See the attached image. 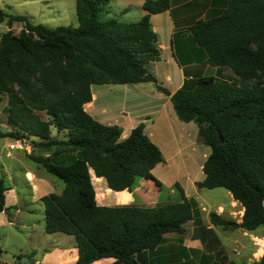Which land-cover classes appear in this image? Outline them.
<instances>
[{
	"label": "trees",
	"instance_id": "trees-1",
	"mask_svg": "<svg viewBox=\"0 0 264 264\" xmlns=\"http://www.w3.org/2000/svg\"><path fill=\"white\" fill-rule=\"evenodd\" d=\"M227 2L221 15L198 20L191 32L209 63L231 68L234 79L204 75L174 93L147 67L161 57L150 17L168 10L171 0H145L147 13L138 21L106 17L110 0H76L78 26L58 27L0 8V22L9 26L0 36V103L8 94L13 125L10 131L0 127V138L30 140L42 152L31 159L64 182L60 193L50 192L41 201L46 232L76 237L75 264L105 257L142 264L139 252L157 248L167 233L184 232L190 220L197 221L194 235L220 255L214 264L228 258L215 231L203 224L197 200L178 182L179 201L97 202L91 172L115 191H131L139 178L155 177L152 168L163 161V153L143 122L122 138V127L94 118L85 109L93 84L157 83L181 120L197 122L200 138L211 148L203 164L205 178L197 186L229 190L245 208L242 228L264 226V0ZM15 21L24 23L20 33L12 29ZM9 189L0 178V213L17 208L6 205ZM211 219L226 228L233 222L217 212ZM228 264H264V253L252 263Z\"/></svg>",
	"mask_w": 264,
	"mask_h": 264
},
{
	"label": "rangeland",
	"instance_id": "rangeland-1",
	"mask_svg": "<svg viewBox=\"0 0 264 264\" xmlns=\"http://www.w3.org/2000/svg\"><path fill=\"white\" fill-rule=\"evenodd\" d=\"M0 8L14 15L28 16L35 23H43L50 27L78 26L76 0H0ZM23 26V22L15 21L12 29L15 33H20ZM8 29L9 26L6 21L0 22V36ZM221 68L225 71L221 70L216 77L228 80L234 79L231 68L227 66ZM211 72V70H208L207 74ZM253 82L250 81V83ZM99 87L101 88L95 105L108 109L113 116L121 117L120 110L124 105L132 108L137 103L136 100L138 99V102H140L143 96L141 90L132 83L114 86L99 85ZM124 92L128 96L123 97ZM161 97L162 95L156 94L151 102H145V104L155 103L160 105L162 104ZM9 103V95L5 94L3 101L0 103V127L2 129H5L6 126L13 129V125L8 121L7 108ZM173 111L174 114L171 115L168 112H161L158 116V125L155 129H152L155 136L151 139L156 140L154 142L163 153V161L158 164L154 172L152 171L155 177L139 178L131 191L114 192L112 189H106L101 193L103 188H100L98 184L102 182L103 178H98L94 176V172H91L92 179L99 190L98 199L111 198L114 195L116 202H129L132 200L133 194L134 201L130 204L135 205H155L157 203L179 201L181 195L176 188L178 182L184 188L187 196L194 197L198 204H201L199 209L202 206L205 207L202 213L206 219H208L212 206H215L214 209L219 204L224 205L225 208L229 207L231 204L229 192L225 188H199L197 186L196 181L205 177L202 165L207 159L211 148L203 143L200 138L199 125L195 120L183 121L174 109ZM43 117L46 118V115L43 114ZM3 124L6 125L3 126ZM182 132L185 133V136L179 140L184 146L178 148L176 138ZM64 136V133L59 135L60 138ZM172 136L174 139L169 140ZM32 154L40 155L42 152L40 149L33 147L28 139L20 141L0 138V178L4 180L6 187L11 188V190L5 192L6 203L17 207L10 209L8 213L0 214V264H38L40 261L34 260L32 257L36 255L42 258L45 253L52 255L49 258V260H52L59 253L63 243H67L70 238L76 239L74 235L62 232H46L45 206L41 201V197L50 192L60 193L65 184L60 178L47 172L38 163L34 162L30 157ZM43 155H46V153H43ZM192 223L196 224L197 222L191 220ZM256 231L264 232V226H260ZM235 238L238 242H242L248 237L240 230ZM258 243L260 248L255 251V258L260 257L263 253L264 240H259ZM55 244H59V246L53 247ZM226 246L229 255L235 261H247L245 257L247 250H244L241 255L235 256L233 252L235 242L233 240L226 241ZM52 248L55 251L51 254L49 250ZM215 257L217 261L221 260L220 255L216 252L210 254V256L205 255V258L210 259L211 263ZM229 261L228 257L223 264H228Z\"/></svg>",
	"mask_w": 264,
	"mask_h": 264
},
{
	"label": "crops",
	"instance_id": "crops-1",
	"mask_svg": "<svg viewBox=\"0 0 264 264\" xmlns=\"http://www.w3.org/2000/svg\"><path fill=\"white\" fill-rule=\"evenodd\" d=\"M144 2L145 0H110L105 16L109 18H116L121 21H138L147 13L144 9ZM227 3V0H171V6L168 10L151 15L150 20L152 27L158 35V46L161 49V57L158 60L151 61L147 67L156 76L159 84L174 93L188 80L204 75L218 76V74H220L223 69L209 63L208 54L195 40L191 32V27L200 19H210L221 15L227 6ZM208 70H211L212 72L207 74ZM231 74H233L232 71ZM99 85L114 86L126 84H93L91 86L93 99L85 104V109L98 121L105 124H117L122 127V138H126L131 133L132 129L142 122L145 125V132L148 136H150V138H152L155 136L152 133V129H155L158 125V116H160L161 112H168L170 115L174 114V106L170 96L160 91L157 88V83L140 82L133 83V85L137 86L143 94L142 97L140 96L142 98L140 102H138L137 99V103L132 108L124 105L120 110L121 117L113 116L109 113L108 109L95 105V101L99 96V89L101 88ZM124 93L125 95H123V97L128 96V94L126 95V92ZM156 94L162 95L160 98L162 104H145V102H151V99H154ZM5 125L6 124H3V126ZM3 130L10 131L12 129H9V127L6 126ZM53 134H58L56 129H53ZM184 136L185 133L182 132V134L179 133V136H177V140L175 139L178 143V148H182L184 146V144H182L179 140ZM172 138L173 136L169 138V140ZM5 139L10 140V138ZM154 141L156 142V140ZM29 142L31 143L30 140ZM158 164L152 168L153 172L157 168ZM94 176H96V174ZM98 178H103L102 182L98 184L100 188H103L101 193H103L106 189H111L104 177ZM93 183L96 190L97 202L101 205L130 204L134 201L133 194L132 200L129 202H116L117 200L114 198V195L111 198L98 199L97 195L99 194V190L97 189L94 181ZM113 191L117 192L115 190ZM122 191H128V189ZM228 192L231 202L229 207L225 208L224 205L219 204L214 209L213 207L215 206H212L211 212H208V219H206L202 213L204 212L205 207L202 206V210L200 209L202 222L207 228H211L215 231L221 241L222 248L225 250L226 255L228 254L227 256L230 260L234 259L227 251L226 241L231 240L235 242V247H233L235 256L241 255L244 250H247V255L245 256L247 259L246 263H252L260 260L264 250L262 255L258 258H255L254 254L255 251L260 248L258 241L264 240V232H257L256 230H258V228L253 231H247L242 227L234 228L231 226L230 228H226L223 225H216L212 222L211 213L217 212L223 218L233 222H239L241 224L245 208L240 201L234 198L229 190ZM8 204L9 203H6L7 206H9ZM199 206L201 207L200 203ZM2 213L5 212H1L0 214L3 215ZM189 224H191V220L184 225L185 230L182 233H167L165 235L164 242L157 248L139 252L137 254L139 262L142 264H214V262L217 261L216 257L211 263L210 259L205 258V255L210 256V254L215 252L209 250L204 242L194 235L197 223H192L191 225ZM240 230H242L243 234L248 237L242 242H238L235 238L237 232H240ZM58 246L59 244H55L53 247ZM49 251H51L52 254L55 249L52 248ZM51 256L52 255L45 253L42 258H39L36 255L32 258L40 261L38 264H75L79 258V250L76 239H68L67 243L62 244V248H60L59 253L56 254L52 260H49ZM91 264L125 263L118 262L114 257H105L96 260Z\"/></svg>",
	"mask_w": 264,
	"mask_h": 264
},
{
	"label": "water",
	"instance_id": "water-1",
	"mask_svg": "<svg viewBox=\"0 0 264 264\" xmlns=\"http://www.w3.org/2000/svg\"><path fill=\"white\" fill-rule=\"evenodd\" d=\"M221 141H224L222 136H221ZM231 226L234 228H239V227H241V224L239 222H232Z\"/></svg>",
	"mask_w": 264,
	"mask_h": 264
}]
</instances>
